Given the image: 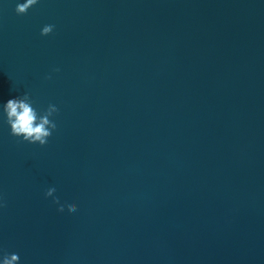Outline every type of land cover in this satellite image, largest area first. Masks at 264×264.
Segmentation results:
<instances>
[{"label": "water", "instance_id": "95a60500", "mask_svg": "<svg viewBox=\"0 0 264 264\" xmlns=\"http://www.w3.org/2000/svg\"><path fill=\"white\" fill-rule=\"evenodd\" d=\"M22 2L0 0V264H264V0ZM25 92L59 108L43 147L6 123Z\"/></svg>", "mask_w": 264, "mask_h": 264}, {"label": "clouds", "instance_id": "9594fccd", "mask_svg": "<svg viewBox=\"0 0 264 264\" xmlns=\"http://www.w3.org/2000/svg\"><path fill=\"white\" fill-rule=\"evenodd\" d=\"M40 0H24L22 3H17L15 12L17 15H26L30 8L34 7ZM55 25L47 24L41 28V36H49L54 32ZM58 72L59 69H53ZM45 79H51V76H46ZM29 93L25 92L22 96L7 100L2 104V110L6 116V123L10 126V135L17 138L20 142L29 144H38L41 147L47 145L49 137L57 129V123L52 117L59 113V108L55 104H48L47 108L39 111L33 106ZM54 187L48 188L45 196L51 197L55 193ZM54 203L59 204V199L54 198ZM0 207H6V203H0ZM69 212H75L77 206L73 204L66 205ZM65 205H60L58 211L63 212ZM19 254H4L2 264H19Z\"/></svg>", "mask_w": 264, "mask_h": 264}]
</instances>
